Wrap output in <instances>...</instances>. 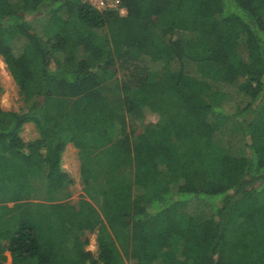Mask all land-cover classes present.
<instances>
[{"label":"trees","instance_id":"16d2710c","mask_svg":"<svg viewBox=\"0 0 264 264\" xmlns=\"http://www.w3.org/2000/svg\"><path fill=\"white\" fill-rule=\"evenodd\" d=\"M121 9L0 0V55L26 107H0V264L6 251L13 264H264V0ZM69 144L92 202L46 210L33 201L73 183ZM192 200L209 213L185 211ZM97 228L95 256L81 235Z\"/></svg>","mask_w":264,"mask_h":264},{"label":"rangeland","instance_id":"374dc122","mask_svg":"<svg viewBox=\"0 0 264 264\" xmlns=\"http://www.w3.org/2000/svg\"><path fill=\"white\" fill-rule=\"evenodd\" d=\"M91 2L95 7L100 10L105 9H117L120 11L122 15L126 14V10L121 9V1L122 0H87ZM113 86V85H112ZM107 96L109 97V102L117 109L122 108L121 104V96L122 92L118 90V88H110L107 91ZM222 100V99H221ZM224 100V99H223ZM235 103L231 101H224V105L228 110L234 111L236 110ZM0 107L3 111L6 112H20L25 107V102L23 101L22 94L20 92L19 86L13 79L8 65L6 64L4 58L0 55ZM158 120L157 116L149 115L145 120V123L137 125V134H139L144 124L147 125L149 123H156ZM25 142H30L39 137V133L36 127L33 124H27L22 133H21ZM222 142H224L226 148L230 149L233 153L241 154L245 151L244 142L237 136L230 137L225 134H220ZM62 168L65 172H67L73 180V183L68 186L63 192L56 195V199L54 201L47 200H35L33 203L35 205H43L46 207V210L51 205L57 203H68L70 205H77L81 201L92 202L89 198L88 194L85 192V186L83 183V179L81 176V162L78 156V150L72 144L68 145L66 151L62 158ZM61 197V198H60ZM10 207H13L14 204H9ZM185 211H190L192 213H209L210 206L206 202H197L195 200L190 201L186 207ZM99 233L100 230L97 228L94 232L84 231L81 235L83 240H88V244L85 246L86 251L92 252L95 256L98 255L99 252ZM108 232H106V238L108 239ZM4 256L6 258V264H13V259L10 252H7ZM123 264H136V261L130 257L123 256Z\"/></svg>","mask_w":264,"mask_h":264},{"label":"crops","instance_id":"0c3cea01","mask_svg":"<svg viewBox=\"0 0 264 264\" xmlns=\"http://www.w3.org/2000/svg\"><path fill=\"white\" fill-rule=\"evenodd\" d=\"M69 145H70V144H69ZM67 147H68V146H67ZM7 252H9V251H6L5 254H6ZM11 256H12V255H11Z\"/></svg>","mask_w":264,"mask_h":264}]
</instances>
